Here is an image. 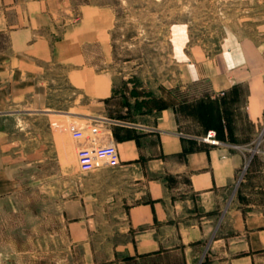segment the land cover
<instances>
[{
	"label": "rangeland",
	"instance_id": "1",
	"mask_svg": "<svg viewBox=\"0 0 264 264\" xmlns=\"http://www.w3.org/2000/svg\"><path fill=\"white\" fill-rule=\"evenodd\" d=\"M67 3L64 23L96 8L103 30L89 50L97 70L112 74L113 95L94 102L69 83L67 67L15 55L0 16V264H187L181 254H113L131 237L110 222L106 205L80 225L67 213L70 200L92 203L97 190V170L80 166L72 120L87 128L104 116L149 125L168 118L184 132L216 128L246 162L206 205L191 194L187 218L215 227L232 206L264 227V114L252 121L247 112L251 91L264 98V0ZM200 104L217 120H205ZM208 261L200 252L192 264Z\"/></svg>",
	"mask_w": 264,
	"mask_h": 264
},
{
	"label": "crops",
	"instance_id": "2",
	"mask_svg": "<svg viewBox=\"0 0 264 264\" xmlns=\"http://www.w3.org/2000/svg\"><path fill=\"white\" fill-rule=\"evenodd\" d=\"M68 1L0 0V16L8 25L11 48L15 55L67 67L69 83L94 102L110 98L113 76L97 70L95 55L89 50L97 48V31L103 30L97 27V10L90 6L81 10L75 22L64 23L71 12L63 10ZM109 42L108 34L103 45L110 46ZM260 94L251 91L247 103L252 121H259L264 114ZM103 118L96 124L101 130L96 144H115L121 163L97 169L94 202L69 201L67 213L77 224L106 205L111 210L110 222L123 227L131 237L117 245L115 255L123 251L133 259H149L181 254L192 264L202 252L209 258L205 264H258L264 255V227L255 224L254 216L231 206L215 227L187 218L191 194L203 197L206 205L234 182L246 162L243 149L225 141L217 146L208 144L202 140L206 130L184 132L168 118L157 125L118 116ZM90 144L84 139L75 149ZM81 231L86 233L87 227ZM108 264L120 262L115 259Z\"/></svg>",
	"mask_w": 264,
	"mask_h": 264
},
{
	"label": "built area",
	"instance_id": "3",
	"mask_svg": "<svg viewBox=\"0 0 264 264\" xmlns=\"http://www.w3.org/2000/svg\"><path fill=\"white\" fill-rule=\"evenodd\" d=\"M70 129L78 140L89 139L91 144L79 148V162L83 171L92 172L101 167H116L121 163L120 153L115 144L97 145V136L101 133L100 126L93 124L86 128L77 122L70 125ZM202 140L211 145H220L222 141L218 137L217 130L206 131Z\"/></svg>",
	"mask_w": 264,
	"mask_h": 264
},
{
	"label": "trees",
	"instance_id": "4",
	"mask_svg": "<svg viewBox=\"0 0 264 264\" xmlns=\"http://www.w3.org/2000/svg\"><path fill=\"white\" fill-rule=\"evenodd\" d=\"M200 105L202 106V109H203V111L205 113V120H207V121L208 120L211 121L212 119L214 121L217 120V114H216L214 108L211 107L210 104H203V105L200 104ZM209 129H215V130H217L216 128H207L206 131L209 130ZM217 133H218V137L220 138V133H219L218 130H217Z\"/></svg>",
	"mask_w": 264,
	"mask_h": 264
}]
</instances>
